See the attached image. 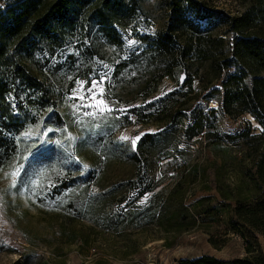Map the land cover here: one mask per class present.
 Wrapping results in <instances>:
<instances>
[{
  "label": "trees",
  "instance_id": "obj_1",
  "mask_svg": "<svg viewBox=\"0 0 264 264\" xmlns=\"http://www.w3.org/2000/svg\"><path fill=\"white\" fill-rule=\"evenodd\" d=\"M242 2L245 7L239 15L202 25L198 0H164L165 23L151 34L139 35L141 47L128 53L124 32L134 30L146 13L141 0L8 3L0 9V171L18 165L17 189L26 190L41 206L55 204L63 219L96 223L132 191L136 201L150 195L138 209L147 224L155 223L165 236L191 230L208 233L210 220L216 218L225 225L221 237L232 234L244 241L242 259L225 262L202 256L178 264H264V248L258 242V236L264 238V0ZM220 26L223 31L217 29ZM99 63L113 65L112 79L117 82L124 76H140L142 82L132 90H148L141 97L144 101L164 77L174 78L178 72L187 77L180 89L129 110L137 124L163 128L143 134L134 150L127 152L123 144L108 140L100 144L90 136L81 141L85 149L77 155L95 165L84 172L66 148L41 147L24 134L35 127L63 128L67 116L57 110L63 92L76 80L89 79ZM197 77L205 90L220 82V89L210 91L223 93L217 98L218 110L230 119L249 114L260 125V133L253 134L248 124L233 134L222 133L216 109L189 105L191 83ZM199 139L214 161L185 163L168 190L154 193L159 183L151 173L153 160L194 161L191 150L179 144ZM114 161L129 168L123 177L126 189L121 183L108 188L102 184ZM135 178L141 182L137 187ZM193 183L215 197L197 196L187 202ZM208 240L221 247L214 237Z\"/></svg>",
  "mask_w": 264,
  "mask_h": 264
},
{
  "label": "rangeland",
  "instance_id": "obj_2",
  "mask_svg": "<svg viewBox=\"0 0 264 264\" xmlns=\"http://www.w3.org/2000/svg\"><path fill=\"white\" fill-rule=\"evenodd\" d=\"M12 1L0 0V9H5ZM141 1L146 13L140 16L134 30L124 32L127 53L141 47L139 35L151 34L165 23L167 9L164 8V0ZM198 2L201 4L202 25L217 24L222 17L228 15L237 16L245 7L242 0ZM217 29L223 31L224 26ZM113 69L111 63H99L97 72L89 79H78L68 92H63L57 105V110L67 116L63 128H31L25 132V139H33L41 147L58 145L66 148L67 155L73 157L76 164H81L82 170L86 172L95 169L90 160L83 161L77 155L85 149L80 144L86 137H93L100 144L107 140L123 144L128 152L135 149L143 134L162 130V125L156 123L137 124L129 110L180 89L187 76L178 72L174 78L164 77L156 92L144 101L141 97L148 90L141 93L132 90L133 85L142 82L141 77L130 79L124 76V81L117 82L112 79ZM231 71H226L225 74ZM191 88L194 93L190 94L192 101L189 105L205 107V111L216 109L215 119L222 133L233 134L248 125L253 134L260 133V125L249 114L230 119L218 110L217 98L223 93L219 91L210 95V91L212 88L220 89V82H213L211 88L205 90L204 82L197 77L193 79ZM116 119H120V122L117 123ZM124 124L126 126L122 127ZM200 139L189 144H179L180 148L191 150L194 161H184L179 157H156L153 160L151 173L159 183L154 193L162 189L168 190L184 171L185 167L182 165L185 163L207 165V162L214 161ZM187 157L186 155L185 158ZM127 168L123 162H112L104 174L103 186L108 188L112 184L121 183L124 184L121 189H126L128 183L124 182L126 180L123 177ZM210 170L212 169L208 172ZM19 174L18 165L0 171V264H178L181 260H193L202 256L225 262L246 257L244 241L232 234L221 237L220 233L225 225L216 218L210 220L211 231L208 233L205 230H191L165 236L155 223L148 225V220L140 213L142 209H138L149 200L150 195L136 201V192L132 191L119 206L114 205L108 209L104 213V219L96 223L87 219H63L55 204L41 206L35 203L26 190L17 189ZM135 180L134 186L137 187L141 182L137 178ZM50 184L52 182L48 181L47 185ZM91 189L93 192L98 191L96 187ZM200 189L201 184L190 185L186 201H192L197 196L215 197L214 192H203ZM128 209H132L133 213L128 214ZM164 236L167 238L163 239ZM209 237H214L221 247H213L209 243ZM258 242L264 248V238L258 236Z\"/></svg>",
  "mask_w": 264,
  "mask_h": 264
},
{
  "label": "snow or ice",
  "instance_id": "obj_3",
  "mask_svg": "<svg viewBox=\"0 0 264 264\" xmlns=\"http://www.w3.org/2000/svg\"><path fill=\"white\" fill-rule=\"evenodd\" d=\"M93 86H95V84H93ZM133 144H135V141H133Z\"/></svg>",
  "mask_w": 264,
  "mask_h": 264
},
{
  "label": "bare ground",
  "instance_id": "obj_4",
  "mask_svg": "<svg viewBox=\"0 0 264 264\" xmlns=\"http://www.w3.org/2000/svg\"><path fill=\"white\" fill-rule=\"evenodd\" d=\"M248 116H249V115H248ZM248 116H247V117H248ZM249 118H251V117L249 116Z\"/></svg>",
  "mask_w": 264,
  "mask_h": 264
}]
</instances>
